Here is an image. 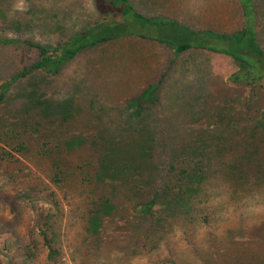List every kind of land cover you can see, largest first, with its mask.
Listing matches in <instances>:
<instances>
[{"label":"rangeland","instance_id":"1","mask_svg":"<svg viewBox=\"0 0 264 264\" xmlns=\"http://www.w3.org/2000/svg\"><path fill=\"white\" fill-rule=\"evenodd\" d=\"M130 2L191 30L242 25L237 0ZM253 2L264 49V0ZM97 18L94 0H0V36L50 48ZM36 58L0 46V83ZM171 59L155 41L119 39L85 50L57 76L34 73L10 87L0 101V264L3 250L15 264H49L43 223L58 264H264V82L251 91L227 84L234 69L219 54ZM154 82L157 101L131 119L125 101ZM146 141L156 142L154 157L141 165ZM184 146L207 161L203 176L182 181L180 203L157 201L139 216L138 204L167 181L164 166L184 163ZM103 202L112 212L98 213Z\"/></svg>","mask_w":264,"mask_h":264},{"label":"trees","instance_id":"2","mask_svg":"<svg viewBox=\"0 0 264 264\" xmlns=\"http://www.w3.org/2000/svg\"><path fill=\"white\" fill-rule=\"evenodd\" d=\"M94 2L98 9V18L84 31L71 33L51 48L28 39L0 36V46L21 47L35 53L37 57L35 62L23 66L20 72L0 83V101L19 79L34 73L48 77L57 76L65 65L74 61L85 50L126 38L155 41L165 45L172 52L170 62L172 66L180 56L190 51L226 56L234 70L225 81L238 89L251 91L264 82V49L258 39L257 15L253 0H237L241 8L242 25L239 30L233 32L214 29L191 30L176 20L160 15L145 16L134 8L130 0H94ZM159 85L160 82L151 83L125 101L124 111L131 119L140 121L143 118L145 107L157 101L156 91ZM69 115L66 110L64 117L67 118ZM205 117L210 119L206 115ZM213 117L216 116L213 114ZM207 127H210L209 124ZM77 143L64 144L70 150ZM145 145L147 146L143 147L138 154L141 165L153 159V147L156 146V142L152 146L151 142L146 141ZM44 146L43 143L41 147L43 156L48 153ZM25 150L26 146L21 143L15 152L21 154ZM190 151H193L195 157L188 156ZM183 154L184 163L179 169L174 165L164 166L168 179L165 184L154 188L151 199L138 204L135 211L139 216H149L157 201H165L171 205L180 203L182 199L179 198L185 195L182 181L187 184L190 181L191 184L203 176L207 161L202 157H196L194 149L187 146L183 147ZM54 179L56 183L62 182L56 174ZM256 181L257 177L251 180V182ZM178 195H180L179 198ZM112 210L110 204L103 202L98 213L106 214ZM97 222V217L94 216L90 223L92 230L98 228ZM46 226L47 224L43 223L39 228L42 246L46 251V260L49 264H58L60 253L48 235ZM3 255L6 257L7 264H15L6 250H3Z\"/></svg>","mask_w":264,"mask_h":264}]
</instances>
